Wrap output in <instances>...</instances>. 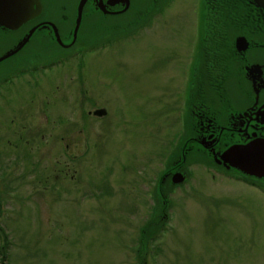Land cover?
<instances>
[{
  "label": "rangeland",
  "instance_id": "obj_1",
  "mask_svg": "<svg viewBox=\"0 0 264 264\" xmlns=\"http://www.w3.org/2000/svg\"><path fill=\"white\" fill-rule=\"evenodd\" d=\"M196 3L167 1L133 31L122 29L129 13L97 18L92 41L117 36L0 82V264H264V185L189 154L164 230L139 249L152 189L178 151ZM98 107L104 116L87 114Z\"/></svg>",
  "mask_w": 264,
  "mask_h": 264
},
{
  "label": "flooded vegetation",
  "instance_id": "obj_2",
  "mask_svg": "<svg viewBox=\"0 0 264 264\" xmlns=\"http://www.w3.org/2000/svg\"><path fill=\"white\" fill-rule=\"evenodd\" d=\"M78 1L0 0V82L20 69L43 65L44 50L64 51L63 54L58 52L50 60L54 61L79 47H94L106 42L108 39L89 45L86 40L89 36L85 26L97 18L129 13L132 18L128 23L140 26L139 19L145 18L146 23L150 22L151 17L159 13L170 0L159 10L156 8L161 0H146L142 6L138 5V0H128L125 9L124 2L117 0H110L111 3L100 0L103 3L101 7L96 4L99 0H84L75 42V39L72 40V32ZM237 1H240L238 7L249 11L254 26H249V22L244 19L230 21L227 28H232V40L228 44L221 73H216V68L212 71V67L202 71L199 64H195L193 55L191 69L183 84L182 124L178 137L183 141V151L189 147L192 150L189 156L203 157L198 159L203 165L205 161H212L213 152L219 151L224 144L239 142L252 132L264 136V108L261 106L264 104V10L255 7L250 0ZM196 4L200 17L199 28L201 18L209 16L217 31L226 30L223 26L220 29L217 23L220 18H226V12L231 8L227 1L225 4L223 0H197ZM109 28L117 29V23H111ZM242 33H257L255 39L243 35L248 41V47L259 49L257 60L246 61L244 51L248 47L244 51L235 50L234 38ZM253 64L258 67L250 66ZM212 104H218V108L213 110ZM251 106L253 108L249 110ZM244 111L246 115L237 116ZM173 166L169 173L180 171L181 168L172 171ZM232 175L240 177L242 181L249 180L239 173Z\"/></svg>",
  "mask_w": 264,
  "mask_h": 264
},
{
  "label": "water",
  "instance_id": "obj_3",
  "mask_svg": "<svg viewBox=\"0 0 264 264\" xmlns=\"http://www.w3.org/2000/svg\"><path fill=\"white\" fill-rule=\"evenodd\" d=\"M226 1L231 7L226 12V22L228 25L230 24L229 23L230 21H233V19H244L247 20V22H249V26H254L253 24H255V22L252 21L249 11H245V9L242 10L238 9L237 4L240 5V1L238 2L237 0H223L225 4ZM250 1L255 5V7L264 10V0H250ZM111 2L112 1L110 0H106V3H111ZM117 2H122V3L124 2L125 6L123 7V9L127 7L128 0H117ZM83 3L84 0H79L77 4L76 17L72 32V40H74L76 36V30L80 20L81 8L83 6ZM96 4L99 7L103 5V3L100 0L97 1ZM156 9H158V7ZM246 12H248V14ZM143 20H145V18ZM200 23L201 24L199 28L198 50L194 57V59L196 60L195 64H199L202 71H204L206 67L208 69L209 67H212L213 68L212 71H214V68H216L217 69L216 73H221L223 68L221 66H223L225 63L224 56L226 55L229 49L228 44L232 40V35L228 39L226 38V41L221 44L222 48L219 52L213 51V49L216 47L215 40L217 39L219 32L212 25V17L205 16L203 17V19L201 18ZM137 26L138 25H135L133 23L131 24L127 23L125 27L123 28L121 27V28L130 29L131 31H133ZM248 34H252V33H248ZM55 35L57 40L60 42L58 35L56 34V31H55ZM243 35L247 37V33H242V35H238L234 38L233 45L236 51H244L248 47V41ZM110 36H116V35H111L110 33H107V36L105 38H101L99 41H95V40L92 41L91 39H95V38H91V37H87L86 40L88 41L89 45H93L100 41H104L108 39ZM58 52H62V54L64 53V51H58V50L42 51V62L53 59ZM10 53L11 51L6 53V55ZM250 66L258 67L257 64H253ZM255 104L256 103L254 102L253 105ZM261 106L264 108V104ZM252 108L253 106L249 107L248 109L251 110ZM88 113H91L95 116H103L105 115V109L95 108ZM246 114L247 112L244 111L242 113H238L237 116L246 115ZM182 142L183 141L180 140L178 141L177 144L178 151L177 153H175V156L172 159H170L171 154L169 155L168 165L158 176L153 190V196L155 200L154 207L156 208L158 207L160 209V205L163 203L161 211L163 212L164 209L163 212L164 218L167 217L166 210L170 203L167 199V193L172 187L182 184V182L187 178V175L189 174L185 166L186 163L185 160L187 158V155L190 154L192 150L191 149L189 150L188 147V149L184 150L185 151L184 152L183 151L184 145L182 144ZM211 157L213 160L209 162L205 161L207 164L221 168L225 171L240 173L241 175L247 177L248 176L253 177L264 181V136L256 135L255 132H252L249 135L247 134L244 137V139L240 140L239 142H229V144L228 143L224 144L219 151L217 150L213 152V155H211ZM200 158L203 159V157ZM172 166H173L172 171L175 168L176 169L181 168V169L180 171L176 170L169 173L170 168Z\"/></svg>",
  "mask_w": 264,
  "mask_h": 264
},
{
  "label": "trees",
  "instance_id": "obj_4",
  "mask_svg": "<svg viewBox=\"0 0 264 264\" xmlns=\"http://www.w3.org/2000/svg\"><path fill=\"white\" fill-rule=\"evenodd\" d=\"M230 13V12H229ZM223 19H219V26H220V22L221 25H223L222 23ZM223 34L219 32L217 39L215 40L216 42V47L213 49V51L219 52L222 48L221 44L224 43L226 41V37L223 38ZM48 62H44L43 64H46ZM249 179L257 181L256 183L261 184L258 181H261L262 184L264 185V181L263 180H259L253 177H249ZM261 184V185H262ZM156 197V196H155ZM157 199V198H156ZM159 200V199H158ZM163 204V203H162ZM162 204L160 205V209L157 207H154V209L151 211V215L150 218L147 220V222L142 226L141 229H139V236H138V244H139V249H144V255H146L147 251H148V244L150 242L151 239L154 238V240L156 239V235L160 233V231H163L166 225V221H167V217H163V212L161 211L162 208ZM159 206V205H158ZM156 236V237H155ZM153 251H156V247H152ZM154 254V253H153ZM153 254L150 253V256L153 257Z\"/></svg>",
  "mask_w": 264,
  "mask_h": 264
},
{
  "label": "bare ground",
  "instance_id": "obj_5",
  "mask_svg": "<svg viewBox=\"0 0 264 264\" xmlns=\"http://www.w3.org/2000/svg\"><path fill=\"white\" fill-rule=\"evenodd\" d=\"M221 19H223V21H222V23H223V25H221V22H220V26H219V24H218V27L221 29V27L223 26L224 28H227L228 27V24H227V22H226V18H221ZM218 32H220V33H222L224 36H225V34H226V31H222V30H219Z\"/></svg>",
  "mask_w": 264,
  "mask_h": 264
}]
</instances>
